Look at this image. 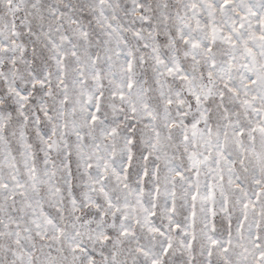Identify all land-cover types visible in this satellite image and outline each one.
Returning a JSON list of instances; mask_svg holds the SVG:
<instances>
[{"label":"snow or ice","instance_id":"obj_1","mask_svg":"<svg viewBox=\"0 0 264 264\" xmlns=\"http://www.w3.org/2000/svg\"><path fill=\"white\" fill-rule=\"evenodd\" d=\"M0 264H264V0H0Z\"/></svg>","mask_w":264,"mask_h":264}]
</instances>
